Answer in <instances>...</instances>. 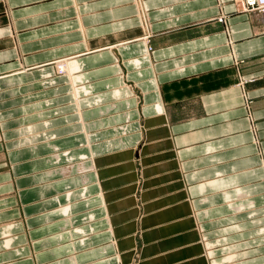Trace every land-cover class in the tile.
<instances>
[{"label":"crops","instance_id":"obj_1","mask_svg":"<svg viewBox=\"0 0 264 264\" xmlns=\"http://www.w3.org/2000/svg\"><path fill=\"white\" fill-rule=\"evenodd\" d=\"M0 264H264L263 17L0 0Z\"/></svg>","mask_w":264,"mask_h":264},{"label":"built area","instance_id":"obj_2","mask_svg":"<svg viewBox=\"0 0 264 264\" xmlns=\"http://www.w3.org/2000/svg\"><path fill=\"white\" fill-rule=\"evenodd\" d=\"M235 3L239 10L249 13H259L264 19V0H235ZM141 18L145 21L144 15L141 14ZM225 15H220L217 20L224 22Z\"/></svg>","mask_w":264,"mask_h":264},{"label":"bare ground","instance_id":"obj_3","mask_svg":"<svg viewBox=\"0 0 264 264\" xmlns=\"http://www.w3.org/2000/svg\"><path fill=\"white\" fill-rule=\"evenodd\" d=\"M57 66H58V71L59 72H61V71H67V64H66V62L64 61V62H61V63H58L57 64Z\"/></svg>","mask_w":264,"mask_h":264},{"label":"rangeland","instance_id":"obj_4","mask_svg":"<svg viewBox=\"0 0 264 264\" xmlns=\"http://www.w3.org/2000/svg\"><path fill=\"white\" fill-rule=\"evenodd\" d=\"M57 74H59V73H57ZM62 74V73H61ZM60 75V74H59Z\"/></svg>","mask_w":264,"mask_h":264}]
</instances>
